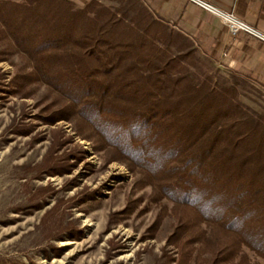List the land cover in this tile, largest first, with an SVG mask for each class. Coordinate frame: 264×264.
<instances>
[{
  "label": "trees",
  "instance_id": "trees-1",
  "mask_svg": "<svg viewBox=\"0 0 264 264\" xmlns=\"http://www.w3.org/2000/svg\"><path fill=\"white\" fill-rule=\"evenodd\" d=\"M0 15L76 135L191 215L205 263L264 264V115L238 78L202 71L195 42L137 0H23Z\"/></svg>",
  "mask_w": 264,
  "mask_h": 264
},
{
  "label": "rangeland",
  "instance_id": "rangeland-1",
  "mask_svg": "<svg viewBox=\"0 0 264 264\" xmlns=\"http://www.w3.org/2000/svg\"><path fill=\"white\" fill-rule=\"evenodd\" d=\"M4 16L0 264H208L209 245L190 238L187 211L159 202L139 175L76 135L54 95L30 76ZM197 57L216 81L238 78L239 100L264 115L263 84L221 68L198 48ZM248 255L249 264H263Z\"/></svg>",
  "mask_w": 264,
  "mask_h": 264
},
{
  "label": "crops",
  "instance_id": "crops-1",
  "mask_svg": "<svg viewBox=\"0 0 264 264\" xmlns=\"http://www.w3.org/2000/svg\"><path fill=\"white\" fill-rule=\"evenodd\" d=\"M86 5L91 0H71ZM155 19L191 38L223 69L264 85V44L246 34L232 37L219 19L185 0H137ZM264 34V0H202Z\"/></svg>",
  "mask_w": 264,
  "mask_h": 264
},
{
  "label": "built area",
  "instance_id": "built-area-1",
  "mask_svg": "<svg viewBox=\"0 0 264 264\" xmlns=\"http://www.w3.org/2000/svg\"><path fill=\"white\" fill-rule=\"evenodd\" d=\"M186 2L193 4L201 10L213 15L227 28L229 34L235 37L239 34H246L256 41L264 44V34L258 30L252 28L250 25L239 20L233 13L224 12L219 10L215 6L208 4L202 0H185Z\"/></svg>",
  "mask_w": 264,
  "mask_h": 264
}]
</instances>
